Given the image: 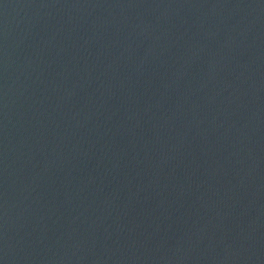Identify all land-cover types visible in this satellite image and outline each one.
<instances>
[{
  "label": "water",
  "instance_id": "water-1",
  "mask_svg": "<svg viewBox=\"0 0 264 264\" xmlns=\"http://www.w3.org/2000/svg\"><path fill=\"white\" fill-rule=\"evenodd\" d=\"M0 264H264V0H0Z\"/></svg>",
  "mask_w": 264,
  "mask_h": 264
}]
</instances>
